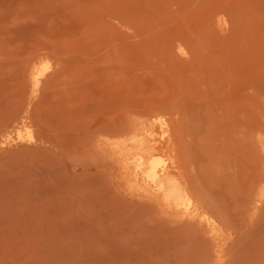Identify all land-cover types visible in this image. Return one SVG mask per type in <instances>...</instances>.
Listing matches in <instances>:
<instances>
[{"label": "rangeland", "instance_id": "obj_1", "mask_svg": "<svg viewBox=\"0 0 264 264\" xmlns=\"http://www.w3.org/2000/svg\"><path fill=\"white\" fill-rule=\"evenodd\" d=\"M0 264H264V0H0Z\"/></svg>", "mask_w": 264, "mask_h": 264}, {"label": "bare ground", "instance_id": "obj_2", "mask_svg": "<svg viewBox=\"0 0 264 264\" xmlns=\"http://www.w3.org/2000/svg\"><path fill=\"white\" fill-rule=\"evenodd\" d=\"M163 138V141L148 145L145 155L138 157L132 168L133 176L141 178L149 191L163 193L171 209L179 210L188 218L198 219L210 230L215 231L217 220L198 205L180 180H172V163L170 160H162L161 152L171 149L175 145L174 139H165V136ZM142 139L140 138L139 142H142Z\"/></svg>", "mask_w": 264, "mask_h": 264}]
</instances>
